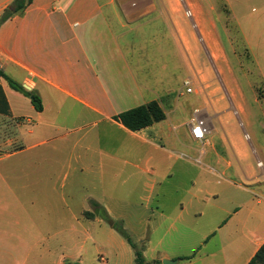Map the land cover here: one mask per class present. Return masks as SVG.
<instances>
[{"label":"crops","instance_id":"1","mask_svg":"<svg viewBox=\"0 0 264 264\" xmlns=\"http://www.w3.org/2000/svg\"><path fill=\"white\" fill-rule=\"evenodd\" d=\"M13 1L0 0V18ZM143 15L116 0H32L0 22V71L41 104L35 110L0 77V259L36 251L48 261L47 245L61 239L71 252L50 264H134L107 218L148 263L247 264L264 245V181L254 169L237 171L243 184L222 172L214 188V157L223 159L214 139L233 158L247 156L230 109L208 75L202 89L192 78L189 93L183 80L172 100L160 97L155 84H169V72L155 80V67H169L170 49L140 33L133 21ZM247 46L264 87V45ZM150 102L162 121L131 131L116 119Z\"/></svg>","mask_w":264,"mask_h":264},{"label":"rangeland","instance_id":"2","mask_svg":"<svg viewBox=\"0 0 264 264\" xmlns=\"http://www.w3.org/2000/svg\"><path fill=\"white\" fill-rule=\"evenodd\" d=\"M123 4V11L149 13L134 20L140 26V33L154 36L156 49L164 44L169 45L170 64L162 69L156 65L155 80L169 72V84L156 85L160 97L172 100L182 81L183 89L191 88L192 78L199 81L198 88L202 89L205 75L209 76L217 96L224 100L230 109L228 124L233 134L240 136V143L247 149V156L237 160L218 146L214 139L216 150L223 157L220 162L214 157V188L222 172L234 182L238 179V170L242 165L254 169L259 181H264V87L259 83L256 68L246 56L245 48L253 45H264V0H246L239 4L230 0L229 5L233 14H229L228 5L223 0H116ZM185 39V40H184ZM214 39V41L212 40ZM247 39V42H246ZM210 40L218 48L211 56ZM150 43V38H149ZM190 44L194 45L198 62H191ZM188 52L185 53V47ZM186 56L183 57V54ZM180 55V58H179ZM156 56V61H157ZM157 63V62H156ZM181 65V66H180ZM159 86V87H158ZM160 88V89H159ZM183 90V91H184ZM185 93H187L185 91ZM163 95V96H162ZM187 97L186 94H184ZM234 112H233V111ZM229 126V127H230ZM231 129V128H230ZM231 166L226 169V162ZM237 173V174H236ZM217 177V178H216ZM261 185V184H260ZM259 184L250 185L258 188ZM236 191V190H235ZM50 248L48 261L36 260V251L30 252L27 258L23 255L11 259H0V264H50L59 254H69L70 245L59 242L47 245ZM18 247V246H17ZM89 248V245H87ZM89 252V251H88ZM93 255L92 257H94ZM22 257V258H21ZM93 264H99L98 257Z\"/></svg>","mask_w":264,"mask_h":264},{"label":"trees","instance_id":"3","mask_svg":"<svg viewBox=\"0 0 264 264\" xmlns=\"http://www.w3.org/2000/svg\"><path fill=\"white\" fill-rule=\"evenodd\" d=\"M32 0H14L11 7L4 11L0 18V22L6 20L13 14L20 13ZM0 77H2L11 89L17 91L28 97L35 110H41V104L39 98L33 93L26 91L20 85L11 81L0 71ZM165 118L164 111L157 102H150L146 105L138 106L136 108L124 111L120 113L116 119L119 120L127 129L131 131L140 130L150 124L162 121ZM108 224L120 234V236L126 241V243L132 248L134 254V264H159L158 261L148 263L142 256V246L132 242L129 234L123 229L121 222L106 219ZM71 264V263H66ZM74 264V263H73ZM247 264H264V245H261L255 252L254 256Z\"/></svg>","mask_w":264,"mask_h":264},{"label":"built area","instance_id":"4","mask_svg":"<svg viewBox=\"0 0 264 264\" xmlns=\"http://www.w3.org/2000/svg\"><path fill=\"white\" fill-rule=\"evenodd\" d=\"M185 85H187V82H185ZM185 91L187 93H189L191 91V89L189 87H186ZM190 132H191L193 139H195V140H202L203 139V132H202V129L200 126L191 125L190 126Z\"/></svg>","mask_w":264,"mask_h":264},{"label":"water","instance_id":"5","mask_svg":"<svg viewBox=\"0 0 264 264\" xmlns=\"http://www.w3.org/2000/svg\"><path fill=\"white\" fill-rule=\"evenodd\" d=\"M173 263H174V261H166V260L162 261V264H173Z\"/></svg>","mask_w":264,"mask_h":264}]
</instances>
